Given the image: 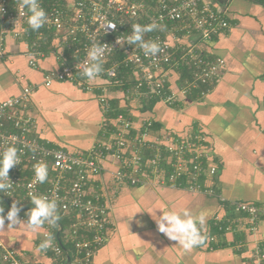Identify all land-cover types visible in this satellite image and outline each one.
<instances>
[{"label":"crops","instance_id":"obj_1","mask_svg":"<svg viewBox=\"0 0 264 264\" xmlns=\"http://www.w3.org/2000/svg\"><path fill=\"white\" fill-rule=\"evenodd\" d=\"M213 4L225 10L232 27L210 42H197V47L209 57L225 61L219 80L203 96L181 93L184 78L179 71L186 68L172 69L168 74L167 89L174 94L175 101L167 104L158 100L145 112L140 110V98L127 101L118 86L103 79L89 80L105 86L89 91L68 81L45 86V73L58 68L56 56L51 53L37 59V67L33 68L24 46L7 38L5 56L0 59V102L18 96L24 88H32L27 112L36 120L38 135L52 146L85 154L97 144L111 145L115 141L113 134H103L105 117L98 102L103 93L119 110L128 108L135 132L144 120H150L156 131H150L146 139L163 147L199 132L204 156L200 184L215 187L228 202L262 207L264 6L253 0H213ZM122 153L124 159L109 156L103 160L94 181L109 205L114 230L94 254L92 264H250L253 247L264 245V218L253 225L245 215L231 214L216 197L188 190L186 181L170 182L168 174L174 159L168 153V167H163L155 181L145 171L135 185L117 182L115 173L131 155V148H124ZM211 167L216 169L214 175L209 173ZM157 207H187L203 212L207 218L203 229L206 235L215 219L227 221L230 229L218 237L209 235L202 246L186 252L158 231L153 212ZM16 227L7 228L5 221L0 240L14 248L27 264H50L51 258L38 250L43 237L37 233L46 232L45 227L37 232L28 230L24 223Z\"/></svg>","mask_w":264,"mask_h":264},{"label":"built area","instance_id":"obj_2","mask_svg":"<svg viewBox=\"0 0 264 264\" xmlns=\"http://www.w3.org/2000/svg\"><path fill=\"white\" fill-rule=\"evenodd\" d=\"M39 2L47 13L48 22L38 31H33L27 25V9L24 10L25 15L19 16V0H0V59L5 56L6 39L11 38L24 46L29 65L36 68V60L47 55L45 48L51 38L54 47L50 46L52 50L48 54L53 52L56 55L58 68L45 73V86L55 81H68L88 91L93 87L103 89L104 85L90 83L78 67L85 61L94 41L113 48L106 54L104 71L97 79L114 82L127 101L137 97H155L172 104L175 96L169 92L166 83L169 72L180 68H186L188 72L182 81L181 93L203 96L219 80L225 68L223 58L209 57L197 47L198 41L210 42L232 27L225 10L218 9L209 0ZM153 21L159 27L146 33L144 39L160 43L163 50L158 57H146L139 45L125 42L121 46L117 43V39L131 35L133 24L147 25ZM108 22L115 23V29L105 31L104 25ZM65 49L67 52L60 54ZM122 67L129 68L130 73L122 74ZM31 93L32 88L27 87L18 96L0 102V151L14 142L21 161L10 169L12 188L6 193L0 192V201L4 202L1 205L3 208L6 206L9 209L14 201L17 202L21 209L19 218L26 221L27 212L32 207L30 192L57 199L59 216L66 223L62 226L59 221L55 227L57 232L53 231V227L44 225L46 232H51L55 239L53 246L43 252L58 264H92L94 254L114 230L108 214L109 205L94 181L101 170V162L109 156L124 159L122 150L127 147L131 148V155L115 173L117 182L131 185L139 182V177L145 172L142 170V147L147 144L150 149L147 161L152 167V174L147 175L152 180L158 179L164 167L162 162L167 164L165 153H168L174 159L168 174L170 182L176 184L184 174L188 190L227 202L233 212L244 214L253 225L264 218V206L228 202L216 192L215 187L200 184L198 179L204 170V156L201 152L203 137L199 132L163 147L157 141L146 139L153 124L150 120L142 122L137 136H126L131 128V119L118 115L121 130L116 133L111 145L97 144L85 154H75L52 146L38 135L36 120L27 112ZM107 99L103 93L98 96L103 112L108 110ZM109 123L108 118L102 122L104 132L108 130ZM39 162L47 163L48 179L30 188L35 175L34 165ZM215 172L214 167L209 168L211 175ZM219 220L215 219V222ZM228 229L229 226L223 227V232ZM67 244L71 246L70 250L64 247ZM248 259L250 264H264V245H255ZM0 264L27 263L14 248L0 240Z\"/></svg>","mask_w":264,"mask_h":264},{"label":"clouds","instance_id":"obj_3","mask_svg":"<svg viewBox=\"0 0 264 264\" xmlns=\"http://www.w3.org/2000/svg\"><path fill=\"white\" fill-rule=\"evenodd\" d=\"M17 9L19 16L25 15L24 10L27 9V25L33 31H38L48 22L47 13L41 7L39 0H19ZM115 27L116 24L112 22L104 25L105 31L109 28L115 29ZM158 27L159 25L155 21L147 25L133 24L131 35L123 39H117V43L121 46L125 42L139 45L146 57L156 58L163 50L160 43L151 40L146 41L144 36ZM112 50L113 48L109 47L108 44L94 41L87 51L85 61L78 66L81 74L94 81L103 73L106 54ZM20 163L19 150L14 142L4 148L3 151H0V192L6 193L12 188L13 183L10 181L9 171ZM34 174V179L29 185L30 188H34L36 184H42L48 179L47 163L39 162L34 165ZM29 196L32 207L27 212L28 218L26 221L19 218L21 209L18 207L17 202L12 203L6 215L4 214V208L0 207V230L5 229V221H7V228H17L16 226L20 227L24 223L26 228L32 232H37L46 224L51 227L58 226L60 216L57 199L35 192H30ZM156 210H160L161 214L157 215ZM153 212L155 213V218H153L156 221L158 231L165 234L170 240L176 241L184 251H190L206 242L207 235L203 229L207 218L203 212H196L187 207L179 209L157 207L153 209ZM37 234L43 237L38 246L39 251H46L53 246L55 237L51 232Z\"/></svg>","mask_w":264,"mask_h":264},{"label":"trees","instance_id":"obj_4","mask_svg":"<svg viewBox=\"0 0 264 264\" xmlns=\"http://www.w3.org/2000/svg\"><path fill=\"white\" fill-rule=\"evenodd\" d=\"M255 3L259 4V5H262L264 6V0H253ZM53 41L52 39L50 38L48 41H47V44H46V48H45V51H47V55L49 53V51H51L52 49L50 48V46L53 48L54 45H53ZM53 45V46H52ZM67 52V50H63L62 52H60V54L62 53L65 54ZM53 53V52H50V54ZM59 53V52H58ZM54 54V53H53ZM55 55V54H54ZM56 56V55H55ZM127 72L130 73V70L129 68H126V67H122L121 68V73L122 74H126ZM179 72H181V76H182V79L183 78H186L188 76V72L187 71H184V70H180ZM99 79V78H98ZM97 80V78H96ZM104 80V79H103ZM107 84H113L115 85L114 82H109L107 81ZM96 85V84H95ZM119 88V87H118ZM192 95H196V94H192ZM136 99V98H135ZM159 99L155 98V97H151V98H140V110L142 112H145V111H150L152 109V107L154 106V104L158 101ZM107 104H108V110L106 112H103L104 114V117L105 118H108L109 120V125H108V130H105V133H103L104 135H111L113 134L114 136L116 135V133L120 132L121 130V124L119 122H117V116L118 115H122L124 117H128L129 119L130 118V115L129 113H127V108L125 109H120L117 108V106H115V104L113 102H111L109 99H107ZM100 105V104H99ZM155 128V129H154ZM151 131H156V127L152 124V128H151ZM150 133V132H149ZM137 136L138 133L135 132V130L132 128H129L128 130V133L126 134V136ZM51 144V143H50ZM56 147V146H55ZM123 155V154H122ZM127 156V154H125ZM150 155V149L148 148L147 144L142 147V152H141V157H142V170L143 171H146V174H152L151 172V164L149 162H146L147 161V158L148 156ZM124 158V157H123ZM162 165L164 167H168L164 164V162H162ZM142 177V176H141ZM149 177V176H148ZM200 180V178L198 179V181ZM179 182H185L186 181V177L184 174H182V176L179 178L178 180ZM1 196V195H0ZM224 203V206L227 207V209L231 212V214H234V215H237V214H240V213H236V212H233L232 210V207L229 206V204H226L225 202ZM4 204V202L0 201V207H2L1 205ZM6 209L5 212H7L9 210V208H7L6 206L4 207ZM244 215V214H243ZM62 224V226H65V223H66V220L64 219H61L59 220ZM226 226H229V224L227 223V221H222V219L219 221V222H214L210 225V228H209V233L207 235V237L211 234H213L215 237H218V235H221L223 233V227H226ZM231 226V225H230ZM56 228L53 227V231L54 232H57L55 230ZM61 237V236H60ZM62 239V237H61ZM211 242L212 245L215 244L214 241H209ZM64 247H66L68 250H70L71 246L69 244H67L66 246L64 245ZM50 258H51V263L50 264H58L57 261L53 260V258L48 255ZM67 260V258H66ZM66 262V261H65ZM63 264V263H62Z\"/></svg>","mask_w":264,"mask_h":264},{"label":"water","instance_id":"obj_5","mask_svg":"<svg viewBox=\"0 0 264 264\" xmlns=\"http://www.w3.org/2000/svg\"><path fill=\"white\" fill-rule=\"evenodd\" d=\"M209 1L213 3V0H209ZM217 8L220 9V5Z\"/></svg>","mask_w":264,"mask_h":264}]
</instances>
